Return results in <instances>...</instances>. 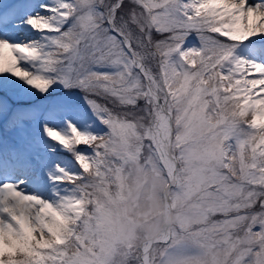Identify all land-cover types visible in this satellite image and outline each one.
Here are the masks:
<instances>
[{"label": "snow or ice", "instance_id": "1", "mask_svg": "<svg viewBox=\"0 0 264 264\" xmlns=\"http://www.w3.org/2000/svg\"><path fill=\"white\" fill-rule=\"evenodd\" d=\"M0 264H264V0H0Z\"/></svg>", "mask_w": 264, "mask_h": 264}, {"label": "rangeland", "instance_id": "2", "mask_svg": "<svg viewBox=\"0 0 264 264\" xmlns=\"http://www.w3.org/2000/svg\"><path fill=\"white\" fill-rule=\"evenodd\" d=\"M192 40L193 43H196L194 37L190 38Z\"/></svg>", "mask_w": 264, "mask_h": 264}]
</instances>
